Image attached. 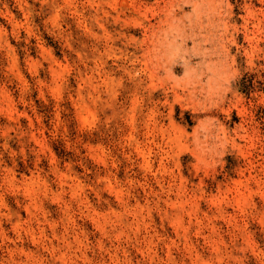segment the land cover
I'll return each mask as SVG.
<instances>
[{
    "label": "rangeland",
    "instance_id": "obj_1",
    "mask_svg": "<svg viewBox=\"0 0 264 264\" xmlns=\"http://www.w3.org/2000/svg\"><path fill=\"white\" fill-rule=\"evenodd\" d=\"M0 264H264V0H0Z\"/></svg>",
    "mask_w": 264,
    "mask_h": 264
},
{
    "label": "trees",
    "instance_id": "obj_2",
    "mask_svg": "<svg viewBox=\"0 0 264 264\" xmlns=\"http://www.w3.org/2000/svg\"><path fill=\"white\" fill-rule=\"evenodd\" d=\"M237 84L240 90L244 91L245 93H249L250 88H251V82L248 81V79H246L245 77H242L240 78Z\"/></svg>",
    "mask_w": 264,
    "mask_h": 264
}]
</instances>
